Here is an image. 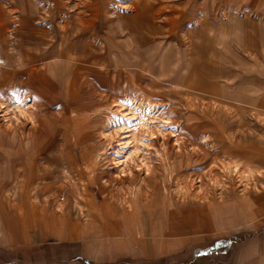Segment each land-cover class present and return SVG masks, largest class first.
<instances>
[{
	"label": "rangeland",
	"instance_id": "rangeland-1",
	"mask_svg": "<svg viewBox=\"0 0 264 264\" xmlns=\"http://www.w3.org/2000/svg\"><path fill=\"white\" fill-rule=\"evenodd\" d=\"M177 1L0 0V191L8 203L40 211L39 201L72 221L90 220L94 203L121 214L141 207L173 247L235 225L242 199L264 190V110L254 107L264 63L207 28L190 30L189 8L179 11ZM148 102L157 111L149 122L160 127L145 136L150 173L138 159L122 174L119 129L129 107ZM27 105L31 113L21 114ZM234 162L253 174L227 170Z\"/></svg>",
	"mask_w": 264,
	"mask_h": 264
},
{
	"label": "crops",
	"instance_id": "crops-1",
	"mask_svg": "<svg viewBox=\"0 0 264 264\" xmlns=\"http://www.w3.org/2000/svg\"><path fill=\"white\" fill-rule=\"evenodd\" d=\"M176 7L189 8L190 30L207 28L209 38L225 37L239 53L264 63V0H212L210 5L178 0ZM258 82L261 95L254 107L264 110V75ZM37 204L40 211L23 202L19 211L0 191V264H168L173 256L186 264H264V190L242 199L233 227L216 225L193 235L196 241L181 240L174 247L161 238L169 234L166 228L162 234L143 219L141 207L121 214L108 202L94 203L90 220L72 221L65 212Z\"/></svg>",
	"mask_w": 264,
	"mask_h": 264
},
{
	"label": "bare ground",
	"instance_id": "bare-ground-1",
	"mask_svg": "<svg viewBox=\"0 0 264 264\" xmlns=\"http://www.w3.org/2000/svg\"><path fill=\"white\" fill-rule=\"evenodd\" d=\"M146 106L147 107L145 109L140 110L133 109V107H129L127 111L129 113L128 115L130 117V120L124 121L125 123L121 125V128L119 127L121 135H126L123 139L119 141L120 149L117 151L116 156L118 163H120L119 168L122 169V174L126 172L125 170L128 169L130 163L135 162L138 159H140V165L137 167H141L146 175L150 173V164L148 162L147 154L145 153V147H148L150 145L149 142L146 141L145 136L153 137L157 132H160V127L155 124L154 126H151V123L149 121L157 118V111L153 110L154 108L152 107V103L148 102ZM29 112L30 107L28 105L27 109H23L20 111L21 114H27ZM29 117L30 120H33V116L31 114L29 115ZM166 120L169 122L168 118ZM122 150L124 151L122 152ZM242 168L238 163L234 162L230 163L226 169L231 170L235 173H239L245 178H248L253 174L251 169L246 170L244 172ZM241 169L243 171V174H241ZM178 190L181 193L186 194V189L184 187L179 186Z\"/></svg>",
	"mask_w": 264,
	"mask_h": 264
}]
</instances>
